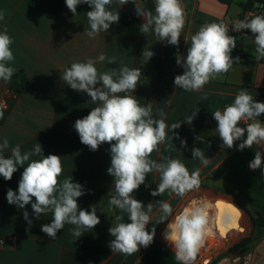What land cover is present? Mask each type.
<instances>
[{
	"label": "crops",
	"instance_id": "crops-1",
	"mask_svg": "<svg viewBox=\"0 0 264 264\" xmlns=\"http://www.w3.org/2000/svg\"><path fill=\"white\" fill-rule=\"evenodd\" d=\"M148 1L136 0V3L148 12ZM258 1L264 2L235 0L233 4L225 5L219 0H180L185 25L179 45H169L165 40L161 58L156 60L152 56L147 61L144 53L152 51L153 33L150 31L145 35L140 31L144 19L136 14L133 0L123 6L113 0L107 7L119 12L120 19L110 26L108 32H100L94 38L86 34L90 30L86 13L91 10L87 4L78 5L74 16L65 0H0V12L4 13L0 32L6 27L13 39L10 47L14 60L8 66L15 69L13 76H18L11 78L10 82L0 80V110L3 111L0 143L7 138L10 145L3 155L10 156L11 148L16 145L23 153L39 143L43 155L60 156L63 172L59 180L62 182L72 177L73 182L80 183L85 195L78 198L79 207L89 211L94 207L100 218L95 228L88 229L77 239L72 235L74 226L70 224H65L57 237L50 239L41 231V226L51 222V213L36 219L31 204L20 209L7 202L8 189L18 190L23 167L18 168L10 181L0 176V238H15L14 242L0 248V264H181L175 259L173 246L163 237L169 221L158 223L160 201L170 203L173 214H176L193 197L200 199L209 195L215 199L245 202L252 212L264 218V175L259 169L253 171L248 167L257 146L239 151L238 145L242 141H236L233 148H222V141L215 131L217 122L212 115L217 109L223 111L233 103L241 89H247L254 100L264 102V59L255 60L254 35L247 29L237 33L229 31V35L237 38L231 56L234 61L239 57V62H234L227 73L210 80L202 90L184 91L174 85L175 76L183 74V68L176 63V54L186 56L191 35L196 32V22L233 26L236 21L245 19V7H256ZM152 2L155 5V0ZM101 54L106 57L103 62L97 60ZM112 57L115 63L109 64L107 58ZM89 58L96 61L98 72L113 69L119 72L122 66L139 69L141 75L136 90L130 95L141 106L152 103L154 119H164L169 126L181 123L180 128L170 132L149 158L156 161L179 159L190 173L200 169L199 190L189 192L183 198L170 195L168 191L162 196H152L151 192L160 183V174L155 170L147 174L145 183L132 195L145 207L152 203V219L146 227L148 231L155 228V237L149 247H141L130 256L113 253L109 247L114 239L109 233L114 218L121 215L122 222H128L126 213L109 204L114 195L113 177L107 173L111 164L110 145L104 143L97 151H91L80 142L73 127L77 119L86 116L97 105L89 102L86 93L71 89L61 79L65 68ZM30 85L32 92L27 91ZM4 100L6 107L2 105ZM197 108L199 111L193 122L187 123L186 118ZM258 119L264 122V114ZM251 122H241L238 126L246 127L244 123ZM174 133H178L179 138ZM198 136L202 140H197ZM181 140L187 142L186 147L181 145ZM194 147L203 150L210 159L207 165L199 159H192ZM40 158L33 156L30 159ZM24 211L32 219L31 226L23 218ZM242 212L245 226L251 228L249 215L244 210ZM262 245L255 247L261 254L259 264H264ZM212 258L211 264L222 257ZM194 264H199L197 259Z\"/></svg>",
	"mask_w": 264,
	"mask_h": 264
},
{
	"label": "clouds",
	"instance_id": "clouds-1",
	"mask_svg": "<svg viewBox=\"0 0 264 264\" xmlns=\"http://www.w3.org/2000/svg\"><path fill=\"white\" fill-rule=\"evenodd\" d=\"M121 6L129 0H116ZM67 8L77 15V6L87 4L90 11L86 13L90 30L87 35L94 38L100 32H108L110 26L120 19L119 12L108 9L113 0H65ZM136 14L143 17L144 23L140 31L145 35L151 31L158 40H166L169 45L178 46L185 25V14L180 0H155V14L145 12L133 0ZM4 13L0 12V21ZM250 30L254 35L255 60L264 59V14L252 16L250 19L238 20L232 30ZM187 42V41H186ZM237 38L229 35L228 27L223 23H207L201 25L195 34L191 35L190 46L186 56L177 52L176 63L183 68V74L176 75L174 85L184 91H200L210 80L227 73L239 62V57L231 56L236 48ZM13 39L5 27L0 32V80L10 82L15 69L8 66L14 60L11 50ZM147 61L153 56L152 51L144 53ZM105 55L97 58L105 61ZM108 63H115V58H107ZM96 61L89 58L86 62H73L63 71L61 79L71 89L86 93L90 103L96 104L83 118L77 119L73 125L80 142L91 151L107 143L110 145L111 164L107 173L113 177L114 195L109 204L127 214L128 222H122L123 216L117 215L109 228L112 239L109 247L113 253L133 255L141 247H149L155 237V228L147 230L151 222L152 203L146 207L143 202L132 195L145 183L146 176L152 171L160 174V183L151 192L152 196H162L166 191L183 198L187 193L199 190L201 186L200 169L191 173L185 164L174 158H164L160 161L149 157L163 143L169 133L180 128L181 123L171 126L164 119L152 117V103L141 106L137 99L130 95L136 90L140 78L139 69L122 66L107 72H98ZM99 85V86H97ZM126 93L125 95H117ZM206 98V97H205ZM199 109L192 111L186 118L191 124ZM264 114V102L254 100L247 89H241L234 102L227 105L223 111L217 109L212 113L217 122L215 129L222 141V148L231 149L236 141H242L238 150L251 149L255 152L248 167L250 170L261 171L264 175V122L258 119ZM164 114L161 112L160 114ZM0 118L3 111L0 110ZM246 127L238 126L241 122ZM246 134V138H245ZM179 138L178 133H174ZM172 139V136H170ZM197 140H202L200 136ZM186 147L187 142L181 140ZM10 147L7 138L0 143V176L10 181L18 168L23 167L18 190L8 189L7 202L20 209L31 204L33 215L39 219L41 215L52 214L50 223L43 224L41 231L50 239H55L57 233L65 224L73 225L72 235L77 239L88 229L95 228L100 218L94 207L91 211L81 209L78 198L85 195L83 186L73 182L72 177L59 180L63 172L61 157L55 154L43 155L42 146L37 143L31 151L21 152L19 145L11 148V155H3ZM40 156V159H30ZM192 159H199L203 165L209 160L203 150L194 147ZM26 165V166H25ZM34 198V201H33ZM209 203L199 199H191L181 211L173 214V207L166 201H160L158 223L169 221L164 232V239L171 243L175 250V259L181 264H194L198 253L204 247L209 234ZM23 218L31 226L32 219L27 211ZM75 239V240H76Z\"/></svg>",
	"mask_w": 264,
	"mask_h": 264
},
{
	"label": "bare ground",
	"instance_id": "bare-ground-1",
	"mask_svg": "<svg viewBox=\"0 0 264 264\" xmlns=\"http://www.w3.org/2000/svg\"><path fill=\"white\" fill-rule=\"evenodd\" d=\"M199 200L206 201L207 203L212 205V207L209 209V217H210L209 234L206 238L204 247L201 248L199 253H201L203 249L209 250L218 244L226 242L228 238L230 237L231 232H234L240 235L244 233L245 228L243 224V221H244L243 212L233 202L227 199H224V198L213 199L209 195H204ZM217 202H221L226 206L230 205L232 209H235V212L238 213V215L233 213V211L228 207H224V208L217 207ZM210 210L213 211V214L210 213L211 212ZM218 221L220 222L219 224H218ZM214 224L216 225L217 230L213 228ZM233 224L237 226L233 227ZM166 227L163 231V237H164V232L166 230ZM220 227L224 228L225 230L224 235H221Z\"/></svg>",
	"mask_w": 264,
	"mask_h": 264
},
{
	"label": "built area",
	"instance_id": "built-area-1",
	"mask_svg": "<svg viewBox=\"0 0 264 264\" xmlns=\"http://www.w3.org/2000/svg\"><path fill=\"white\" fill-rule=\"evenodd\" d=\"M264 14V2H257L256 7H251L247 10L244 11L243 16L246 18H251L252 16L255 15H261ZM233 26H229L228 29L231 33H237L236 31L232 30ZM2 105L4 107L7 106L6 101L4 100ZM213 228L217 230L216 225H213ZM15 238L14 237H7V238H0V248L8 244L9 242H14ZM204 250L201 253H198L197 260L199 264L201 263L202 255L205 253ZM260 251L255 249V250H250V251H244V252H234L231 254H228L216 262L214 264H259L260 259ZM214 259L211 257L210 259H205L204 264H211Z\"/></svg>",
	"mask_w": 264,
	"mask_h": 264
},
{
	"label": "rangeland",
	"instance_id": "rangeland-1",
	"mask_svg": "<svg viewBox=\"0 0 264 264\" xmlns=\"http://www.w3.org/2000/svg\"><path fill=\"white\" fill-rule=\"evenodd\" d=\"M211 197L213 199H215V197H213V196H211ZM194 198L195 197H193L192 199H194ZM229 201L233 202L232 200H229ZM210 211H211L210 213L213 214V211L212 210H210ZM245 221H246V219L244 218L243 224H244L245 231L242 235L231 232V235L226 242L218 244V245L212 247L211 249L205 251V253L202 255V259H201L200 264H204L203 262L205 259H210L211 257H214V258L216 257V259H219L220 257L227 255L229 253V249L232 248L234 245H236L237 243L241 242L244 239L252 237L253 236V228L252 227L249 228V227L245 226ZM261 244H263L261 247V252H262V251H264V232L262 234H256L255 239L239 251L240 252L250 251L252 249H255V247L257 245H261Z\"/></svg>",
	"mask_w": 264,
	"mask_h": 264
},
{
	"label": "trees",
	"instance_id": "trees-1",
	"mask_svg": "<svg viewBox=\"0 0 264 264\" xmlns=\"http://www.w3.org/2000/svg\"><path fill=\"white\" fill-rule=\"evenodd\" d=\"M219 1L225 5H231L234 3L235 0H219ZM258 2H261V1H258ZM249 8H251L250 5L246 6L245 10H247ZM147 10L151 11L153 14H155V5L152 2V0L148 1ZM12 78H18V76H12ZM236 202L249 215V217L251 219L252 227H253V236L249 237L247 239H244L241 242L234 245L232 248L229 249V253H234V252L241 250L243 247H245L246 245H248L249 243H251L255 239L256 234H262L264 232V218L260 214H258L257 212H252L247 207L245 202H242V201H236ZM197 257H198V255H197Z\"/></svg>",
	"mask_w": 264,
	"mask_h": 264
},
{
	"label": "water",
	"instance_id": "water-1",
	"mask_svg": "<svg viewBox=\"0 0 264 264\" xmlns=\"http://www.w3.org/2000/svg\"><path fill=\"white\" fill-rule=\"evenodd\" d=\"M201 25H204V23H201V22H196V24L194 25V30L198 31V29L200 28ZM165 40H158L156 37H155V34H154V30H153V39H152V45H151V49H152V52H153V56L156 60H159L161 58V48H162V44ZM31 86L30 85L28 88H27V91L28 92H32L31 90ZM233 203L235 205H237L241 210H243L241 208V206L236 202V201H233Z\"/></svg>",
	"mask_w": 264,
	"mask_h": 264
},
{
	"label": "snow or ice",
	"instance_id": "snow-or-ice-1",
	"mask_svg": "<svg viewBox=\"0 0 264 264\" xmlns=\"http://www.w3.org/2000/svg\"><path fill=\"white\" fill-rule=\"evenodd\" d=\"M217 207H220V208H224V207H228V208H230L232 211H233V213H235L236 215H238V213H236L235 212V209H232V207L230 206V205H224L223 203H221V202H217ZM220 222L218 221V224H219ZM237 225H235V224H233V227H236ZM220 232H221V235H224L225 234V230H224V228L223 227H220Z\"/></svg>",
	"mask_w": 264,
	"mask_h": 264
}]
</instances>
